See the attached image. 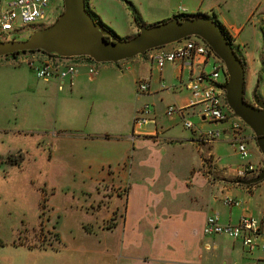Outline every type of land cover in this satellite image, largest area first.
<instances>
[{
  "label": "crops",
  "instance_id": "crops-1",
  "mask_svg": "<svg viewBox=\"0 0 264 264\" xmlns=\"http://www.w3.org/2000/svg\"><path fill=\"white\" fill-rule=\"evenodd\" d=\"M130 1L144 22L143 16L157 12L162 16L157 20L180 12L213 16L225 27L236 50L245 51L247 47L246 27L255 30L264 19L253 17L257 5L242 8L215 0ZM87 5L119 36L137 31L127 0H87ZM179 5L183 11L177 9ZM50 8L55 15L60 12L59 0H51ZM123 31L126 33L122 34ZM174 44L158 49H168ZM148 51L117 62L98 63L95 74H90L82 64L71 79L37 77L46 88L57 86L63 91L56 95L61 125L55 126L58 117L53 126L45 121L42 125L41 132L53 139L46 145L47 159L51 164L65 165L64 171L69 175L93 182V188L81 187L91 197L108 198L114 208L124 198L122 219L113 222V229L97 242L103 246L99 254L108 264H264L260 248L247 250L239 239L222 233H203L205 219L212 213H217L221 222L230 223L237 222L244 212L262 217L264 185L260 188V183L264 184V179L251 186L239 184L218 177L219 173L214 175L213 162L205 165L210 174L192 171L193 164L200 159L198 156L197 160L190 159L187 150L198 152L205 146L195 128L216 127L205 124L213 121L199 118L193 129L185 128L181 116L167 115L165 109L169 104L189 103L187 82L200 65L184 59L168 61L158 68ZM139 80L148 81L147 91H137ZM146 102L155 119L135 124L133 117ZM195 109L188 108L189 118L195 115ZM214 123L222 128L221 123L225 122ZM217 139L224 140L221 137L212 140ZM249 147L252 160L259 163L255 147ZM106 182L116 187L113 193L105 195V191H110L103 187ZM121 184L126 188L120 194ZM256 194L260 195L259 201ZM225 195L235 196L241 203L229 206L223 202Z\"/></svg>",
  "mask_w": 264,
  "mask_h": 264
},
{
  "label": "rangeland",
  "instance_id": "rangeland-1",
  "mask_svg": "<svg viewBox=\"0 0 264 264\" xmlns=\"http://www.w3.org/2000/svg\"><path fill=\"white\" fill-rule=\"evenodd\" d=\"M215 1H220L222 5L226 1L232 2L242 8L257 5L253 17H264V0ZM59 3L62 10V0ZM177 9L184 10L182 5ZM159 14L143 16L145 24L157 22L160 19L158 17H162ZM52 21H45L43 25ZM32 26L17 35L0 32V38H25L34 29ZM244 34L249 39L248 44L245 51L243 48L238 49V53L245 66V95H251L258 79L256 91L264 99V19L261 27L254 30L248 26ZM210 66L208 63L206 70ZM62 92L57 86L46 88L24 63L16 66L11 63L10 56H0V264H108L107 259L99 254L103 246L100 247L97 242L105 232L113 229V222L122 219L124 198L114 208L108 198L91 197L88 190L81 187L93 188V182L69 175L64 171L65 165L56 162L51 164L47 159L46 145L53 139L41 132L42 125L45 121L53 126L57 117L59 122L55 126L61 125L56 110V95ZM190 119L196 122L199 116L195 113ZM205 124L208 127L220 126L219 123L208 121ZM221 124L223 127L227 122ZM248 134L252 135L247 140L248 147H255L260 156L253 172L255 175L263 166L264 156L255 142L253 132L249 131ZM221 138L224 140L202 141L205 146L199 147V153L189 148L187 156L192 160L196 156L200 159L194 161L193 172L210 174L205 165L213 162L214 175L219 173L218 177L235 180V168L241 157L234 145ZM18 152L22 154L20 164L6 161L8 155L17 158ZM260 184V188H263L264 184ZM103 187L110 188V191H105V195L116 189L107 182L103 183ZM125 188L126 185H119L118 193H123ZM255 198L259 201L260 195L256 194ZM63 238L66 241L63 242Z\"/></svg>",
  "mask_w": 264,
  "mask_h": 264
},
{
  "label": "built area",
  "instance_id": "built-area-1",
  "mask_svg": "<svg viewBox=\"0 0 264 264\" xmlns=\"http://www.w3.org/2000/svg\"><path fill=\"white\" fill-rule=\"evenodd\" d=\"M51 0H0V32L14 35L24 33L31 25L47 20ZM149 58L154 66L161 68L168 61L189 60L200 65V69L189 77L187 87L191 98L188 104H169L165 109L167 115L178 114L185 128L193 129L194 122L188 116V108L196 107L195 113L201 120L227 122L222 128L197 129L195 132L201 141H210L218 137L228 140L238 153L241 161L235 168L237 178L253 175L257 163L251 159V151L247 140L250 128L228 106L224 96V84L227 73L223 61L213 52L210 46L200 37H185L168 49L152 48ZM10 56L11 63H24L38 78L71 79L84 64L90 74L97 72L98 62L88 56H61L47 53L40 49L25 50ZM211 64L206 70L207 64ZM149 89L146 80L137 81V91ZM150 104L143 103L136 111L133 122L154 121ZM248 129V132L246 131ZM249 135V136H248ZM223 202L229 206L239 205L241 200L235 196L225 195ZM203 233L207 235L222 233L231 238L239 239L247 250L258 247L264 254V213L257 218L244 212L235 223L221 222L217 213L207 215L203 225Z\"/></svg>",
  "mask_w": 264,
  "mask_h": 264
},
{
  "label": "water",
  "instance_id": "water-1",
  "mask_svg": "<svg viewBox=\"0 0 264 264\" xmlns=\"http://www.w3.org/2000/svg\"><path fill=\"white\" fill-rule=\"evenodd\" d=\"M62 3V10L51 23L35 27L27 37L0 38V56L40 49L61 56H88L98 63L117 62L191 35L198 36L223 61L227 73L224 84L226 102L253 132L255 142L264 156V99L256 91L259 80L253 87L252 101L247 100L243 59L215 17L173 15L151 24L133 19L137 31L117 37L101 22L94 20L86 0H62ZM263 179L264 163L255 175L236 179L235 182L247 185Z\"/></svg>",
  "mask_w": 264,
  "mask_h": 264
},
{
  "label": "trees",
  "instance_id": "trees-1",
  "mask_svg": "<svg viewBox=\"0 0 264 264\" xmlns=\"http://www.w3.org/2000/svg\"><path fill=\"white\" fill-rule=\"evenodd\" d=\"M87 1V0H86ZM127 4L129 5L131 11H132V15H133V19L136 20L137 22L139 23H145L142 19H141V16H140V13L139 11L137 10L136 6L134 5L133 2H131L130 0H127ZM88 10L89 12L91 13L92 17L94 18L95 21H99L101 22L110 32L111 34L117 36V37H121L119 36L118 34H116V32L111 28L109 27L107 24H105L104 22L101 21L99 15L94 12L89 6H88ZM196 14H203V13H200V12H195V13H183V12H180V13H177L175 15L179 16V17H183V16H186V15H196ZM203 15H206V14H203ZM222 28H223V31L225 32V34L230 38L227 30L225 29V27L221 24ZM108 37V36H106ZM235 46V45H234ZM31 50H34V49H31ZM25 51V50H24ZM19 52H23V51H17V52H14L12 54H7L8 55H15ZM237 53H238V50H237ZM239 54V53H238ZM17 158L11 156V155H8L7 158H6V161L10 164H20L21 160H22V154L21 152H18L17 154ZM239 179H244V178H239ZM235 181V180H234ZM257 183V182H256ZM254 184V183H252ZM247 185H251V184H247Z\"/></svg>",
  "mask_w": 264,
  "mask_h": 264
},
{
  "label": "flooded vegetation",
  "instance_id": "flooded-vegetation-1",
  "mask_svg": "<svg viewBox=\"0 0 264 264\" xmlns=\"http://www.w3.org/2000/svg\"><path fill=\"white\" fill-rule=\"evenodd\" d=\"M55 11L54 10H52L51 8L49 9V11H48V15H47V20H45V21H51V20H54L55 18H56V16L59 14V12L55 15V13H54ZM45 21H43V22H40V23H38V24H34L32 27H37V26H41V25H43V23L45 22ZM254 87V86H253ZM253 87H252V90H251V92H250V96H247V95H245V98L247 99V100H249V101H252V91H253ZM258 87V86H257ZM257 90V89H256Z\"/></svg>",
  "mask_w": 264,
  "mask_h": 264
},
{
  "label": "clouds",
  "instance_id": "clouds-1",
  "mask_svg": "<svg viewBox=\"0 0 264 264\" xmlns=\"http://www.w3.org/2000/svg\"><path fill=\"white\" fill-rule=\"evenodd\" d=\"M231 41H232V40H231ZM155 48H156V47H155ZM149 50H150V49H149ZM251 176H253V175H251ZM249 177H250V176H249ZM246 178H248V177H246ZM236 179H238V178H236ZM236 179H235V180H236Z\"/></svg>",
  "mask_w": 264,
  "mask_h": 264
}]
</instances>
